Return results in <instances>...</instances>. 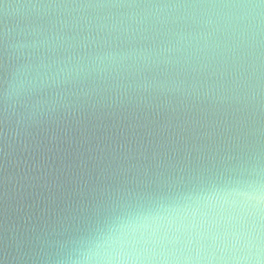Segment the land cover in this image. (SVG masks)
Wrapping results in <instances>:
<instances>
[{"label": "clouds", "instance_id": "clouds-1", "mask_svg": "<svg viewBox=\"0 0 264 264\" xmlns=\"http://www.w3.org/2000/svg\"><path fill=\"white\" fill-rule=\"evenodd\" d=\"M124 242L123 234L108 236L102 245H96L95 251H89L80 258L69 255L66 259L58 260L57 264H136L120 251ZM221 260L223 264H264V233L259 225L242 228L236 232L228 255L221 257Z\"/></svg>", "mask_w": 264, "mask_h": 264}]
</instances>
